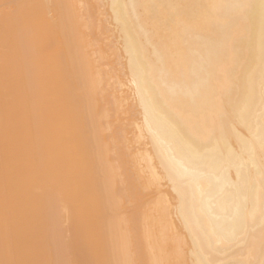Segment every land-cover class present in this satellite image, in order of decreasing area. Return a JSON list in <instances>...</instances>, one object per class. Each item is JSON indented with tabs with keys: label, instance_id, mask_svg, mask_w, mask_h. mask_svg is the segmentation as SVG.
<instances>
[{
	"label": "bare ground",
	"instance_id": "6f19581e",
	"mask_svg": "<svg viewBox=\"0 0 264 264\" xmlns=\"http://www.w3.org/2000/svg\"><path fill=\"white\" fill-rule=\"evenodd\" d=\"M0 264H264V0H0Z\"/></svg>",
	"mask_w": 264,
	"mask_h": 264
},
{
	"label": "rangeland",
	"instance_id": "374dc122",
	"mask_svg": "<svg viewBox=\"0 0 264 264\" xmlns=\"http://www.w3.org/2000/svg\"><path fill=\"white\" fill-rule=\"evenodd\" d=\"M102 2H105V0H102ZM123 81H124V80H123ZM115 85H116L115 87H117V88H116L117 90L115 89V93H116V91H118V90L120 89V90H119V93L117 92L118 94L122 93L123 96H127L128 94L130 95V96L128 95V96L126 97V98H127L126 101H125V98L123 99V101H124L123 103H124V104H123L122 107H124L125 104H127V103H132V102L134 101V100L132 99V97H133V96L131 95L132 93L130 92L129 87H128V86H129V83H128V82H125V81H124V84H123V85H122V84L118 85L117 83H115ZM127 88H128V89H127ZM122 89H123L124 91H123ZM121 90H122L123 92H120ZM126 91H127V92H126ZM125 92H126V94H125ZM129 92H130L131 94H130ZM117 93H116V94H117ZM122 94H121V95H122ZM130 99H131V100H130ZM127 105H128V104H127ZM122 107H120V108H122ZM122 109H123V108H122ZM125 109H126V107H125ZM125 112H126V113H129V111L127 112V110H126ZM125 112L123 111L122 114L119 113V116H118L117 118L120 120V122H121V119H122L123 122H124V121L126 120V118H127V122H129L130 119H132L133 121L135 120L136 123L138 122L139 118L137 119L135 114L132 113L133 115H132V114H131V115H132V116L135 115V116H134V117L131 116V118H130V116H129L130 114L128 115V116H129V117H128V116L125 115V114H126ZM121 115H122V116H121ZM123 115H124V118H123ZM120 117H122V118H120ZM125 117H126V118H125ZM133 118H134V119H133ZM135 121H134V122H135ZM125 122H126V121H125ZM125 122H124V123H125ZM127 122H126V123H127ZM124 123H123V124H124ZM129 123H131V121H130ZM129 123H127L126 125H128ZM124 125H125V124H124ZM126 125H125V126H126ZM131 126H132V127H131ZM125 128L128 129V126H126ZM125 128H124V129H125ZM125 130H126V129H125ZM125 130H124V131H125ZM135 130H137V129H136V125L133 126V125L131 124V125L129 126V129L125 132V136H126V138H127V136L130 137V139L127 138V139H129V140H127V141H129L130 143H133V145H131V147H132V146H133V147L135 146V148H137V147H139V145H140V147H141V146H142V145H141L142 143L139 144L140 142H139V143L137 142L138 139H136V141L134 140V142H131V137H133V138H134V137L137 138V137L135 136V133H137V131H135ZM126 134H127V135H126ZM129 134H131V135L129 136ZM133 135H134V136H133ZM135 138H134V139H135ZM141 141H143V140L141 139ZM135 142H136V143H135ZM130 143H129V144H130ZM137 144H138V145H137ZM131 147H130V148H131ZM131 149H132V148H131ZM132 150H134V149H132ZM151 187H153V186H151ZM142 188H143V187H142ZM146 188H147V189H145L146 191H145L144 189H143V190L146 192L145 194H147V196L144 194V195L146 196V197H145V196L142 195L141 193H140V194L142 195V197L145 198V200L148 199L147 202H149V200H151L152 197H153V199H154V197H155L154 194L157 195L158 190L156 189L155 186H154L155 189L151 188L152 190L150 189V186H149V189H150V190H148V186H147ZM162 188L164 189V192L167 193L168 189H166L165 185H162V186L160 187V189H162ZM163 189H162V190H163ZM147 190L150 191V192H148ZM166 190H167V191H166ZM141 191H142V190H141ZM156 191H157V193H156ZM142 193H143V191H142ZM159 193H161V192H159ZM168 194H169V192H168ZM140 197H141V196H140ZM147 197H148V198H147ZM149 197H150V198H149ZM138 198H139V196H138ZM142 199H143V198H142ZM142 199H141L140 201L144 202L145 200H142ZM132 202H134V201H132ZM127 203H128V202H127ZM128 204L130 205L131 202L128 203ZM128 204H127V207L124 206V207H125V208H124L125 211H127L128 208H129ZM145 204H146V203H145ZM124 205H125V204H124ZM132 205H133V204H131V206H130L131 209H132ZM122 208H123V206H122ZM130 208H129V210H130ZM126 209H127V210H126ZM121 210H122V209H121ZM121 212H122V211H121ZM127 212H128V211H127ZM127 212H126V213H127ZM126 213H125V214H126ZM64 220H65V219H64ZM64 220H63V221H64ZM66 220H67V219H66ZM62 224H63V223H62ZM64 224H68L67 221H66V223H65V221H64ZM64 224H63V225H64ZM64 227H65V226H64ZM66 227H67V225H66Z\"/></svg>",
	"mask_w": 264,
	"mask_h": 264
}]
</instances>
